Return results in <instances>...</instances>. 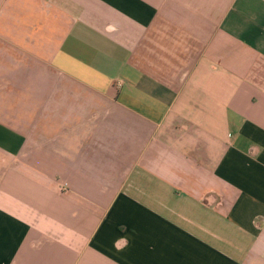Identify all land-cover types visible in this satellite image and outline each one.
<instances>
[{
    "label": "crops",
    "instance_id": "1",
    "mask_svg": "<svg viewBox=\"0 0 264 264\" xmlns=\"http://www.w3.org/2000/svg\"><path fill=\"white\" fill-rule=\"evenodd\" d=\"M0 264H264V0H0Z\"/></svg>",
    "mask_w": 264,
    "mask_h": 264
}]
</instances>
